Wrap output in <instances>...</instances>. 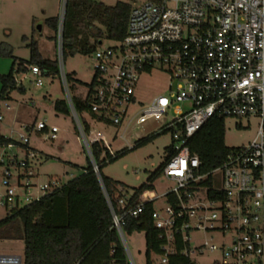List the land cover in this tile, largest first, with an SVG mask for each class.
Masks as SVG:
<instances>
[{
	"label": "built area",
	"instance_id": "1",
	"mask_svg": "<svg viewBox=\"0 0 264 264\" xmlns=\"http://www.w3.org/2000/svg\"><path fill=\"white\" fill-rule=\"evenodd\" d=\"M108 41L103 46L102 40L92 53L95 62L84 89V115L96 123L123 127V133L131 125L150 122L156 125L151 134L168 132L171 139L159 171L172 184L162 194L152 188L133 198L134 190H105L98 161H108L115 151L104 134L92 133L87 118L86 132L75 111L62 67L60 25L58 67L65 100L129 264L135 262L121 228L123 217H137L147 204L152 205L151 219L163 240L155 264H166L178 243L179 251L190 258L217 251V264H264V0H146L131 6L125 36ZM26 68L41 85L39 66ZM153 70L166 73L169 82L165 93L143 103L135 91L142 75ZM215 115L255 118L258 127L250 142L233 148L220 166L206 169L207 159L192 153L188 141ZM32 128L51 140L57 137L58 127L46 120ZM20 142L28 144L29 139L21 134ZM23 151L22 158L0 152L4 217L61 185L56 177L37 184L29 162L36 152ZM217 171L219 186L214 183ZM161 198L165 206L156 209ZM200 230L218 233L219 243L190 247L191 232ZM0 264H23V257L0 254Z\"/></svg>",
	"mask_w": 264,
	"mask_h": 264
},
{
	"label": "trees",
	"instance_id": "2",
	"mask_svg": "<svg viewBox=\"0 0 264 264\" xmlns=\"http://www.w3.org/2000/svg\"><path fill=\"white\" fill-rule=\"evenodd\" d=\"M131 6L122 1L107 5L97 0H65L61 24L62 60L67 55L92 54L104 39L121 40L126 34ZM46 23L54 32L57 31V17L47 19ZM51 39L57 41V36L54 35ZM0 53L12 57L9 72L0 75L1 100L8 99L9 93L14 89L24 91L13 76L14 73L26 70L24 63L38 65L43 76L59 74L57 58L42 57L36 44L30 45L28 60L13 56L10 50L0 49ZM65 76L75 111L84 130L88 132L89 125L84 115L87 112V97L73 95L70 91L75 82L83 87L88 84L75 79L72 73H65ZM72 81L73 84L69 85ZM53 109L56 113L66 116L71 114L65 99L55 100ZM32 126H28L27 129H31ZM160 134L141 137L130 147L116 150L113 156H109L108 161H98L100 178L108 193H112L119 186L123 188L126 186L104 176L101 168L128 151L148 144ZM9 144L24 150L32 149L27 143L0 135V147ZM188 146L192 153L207 159L204 166L206 169L220 166L233 150L224 144V117L215 115L206 121L189 139ZM165 161L164 158L162 164ZM162 164L156 172L148 176L146 183L134 189L133 198L145 189H152V181L159 174ZM152 210V205L147 204L145 210L137 217L124 216L121 224L124 235L144 232L146 264H155L152 255L162 253L163 240L158 237L159 231L153 225ZM0 239H16L23 242V264H75L77 261H80V264H129L125 247L113 225L102 187L89 160L88 166L78 176L61 183L59 187L46 192L38 200L0 219ZM180 248L181 244L178 243V251L168 256L166 264H197L190 257L183 255L179 251Z\"/></svg>",
	"mask_w": 264,
	"mask_h": 264
},
{
	"label": "rangeland",
	"instance_id": "3",
	"mask_svg": "<svg viewBox=\"0 0 264 264\" xmlns=\"http://www.w3.org/2000/svg\"><path fill=\"white\" fill-rule=\"evenodd\" d=\"M65 0H0V49L10 50L11 54L20 59H29L30 45L36 44L38 51L44 58L59 61L57 41L51 39L56 35L58 38L59 27L62 24ZM107 5H113L117 1L138 5L146 0H97ZM51 17L58 18L57 31L54 32L46 23ZM110 42L104 39L103 46ZM93 54L74 56L67 55L62 61L65 73H72L75 79L82 83H89L93 77ZM25 67L29 64L24 63ZM12 65V57L0 53V75L7 74ZM18 85L24 91L17 89L9 93V98L0 101V113L3 119L0 121V135L20 141V135L29 139L28 147L36 152V157L30 159V170L35 175L37 184L46 182L48 178H58L65 183L83 172L88 166V159L84 144L75 128L72 115L66 116L56 113L53 103L57 99H65L60 73L52 76H41V85H36V76L32 75L27 68L13 75ZM168 76L159 70L143 74L136 88L138 101L147 103L151 98L160 93H165ZM0 80V88H1ZM73 81L69 83L72 85ZM75 86L70 88L73 95H84L85 87ZM8 106V108L6 107ZM91 125L92 133L104 134L111 144L113 151L122 147H130L133 142L141 137L148 136L156 125L145 123L133 127L132 125L123 133L124 128H116L106 124L96 123L90 117L85 116ZM46 120L48 124L58 127L57 137L53 140L43 132H36L33 128L27 129L37 121ZM33 127V126H32ZM258 120L255 118H225L224 119V144L235 148L247 144L255 136ZM123 133V136L120 135ZM117 134V136H116ZM170 134L161 133L148 144L130 150L123 156L101 168L104 176L111 178L133 191L147 182L148 176L156 172L165 158V148L170 145ZM24 149L13 146L10 149L0 147L1 151L12 154L16 153L19 158L23 157ZM219 172L214 173L215 185L219 186ZM160 172L152 181V188L157 195L162 194L171 186ZM20 192V190H18ZM35 195V190L32 192ZM165 206L163 198L155 202L156 209ZM4 212L0 209V219ZM127 250L131 253L135 264H146L144 232H133L124 236ZM208 241L219 243L218 233L209 231H192L190 234V247ZM0 254L20 255L23 257V242L16 239H0ZM219 252L205 251L201 254L191 255V259L197 264H211ZM154 258V255H152Z\"/></svg>",
	"mask_w": 264,
	"mask_h": 264
},
{
	"label": "water",
	"instance_id": "4",
	"mask_svg": "<svg viewBox=\"0 0 264 264\" xmlns=\"http://www.w3.org/2000/svg\"><path fill=\"white\" fill-rule=\"evenodd\" d=\"M64 6H65V1H64ZM63 15H64V14H63ZM62 21H63V18H62ZM62 21H61V22H62Z\"/></svg>",
	"mask_w": 264,
	"mask_h": 264
}]
</instances>
